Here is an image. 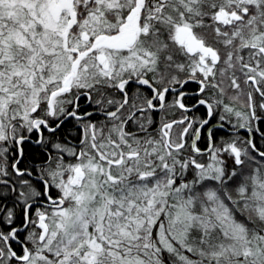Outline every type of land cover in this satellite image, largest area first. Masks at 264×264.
<instances>
[{
  "label": "snow or ice",
  "instance_id": "snow-or-ice-1",
  "mask_svg": "<svg viewBox=\"0 0 264 264\" xmlns=\"http://www.w3.org/2000/svg\"><path fill=\"white\" fill-rule=\"evenodd\" d=\"M261 124L264 0H0V264H264Z\"/></svg>",
  "mask_w": 264,
  "mask_h": 264
},
{
  "label": "trees",
  "instance_id": "trees-1",
  "mask_svg": "<svg viewBox=\"0 0 264 264\" xmlns=\"http://www.w3.org/2000/svg\"><path fill=\"white\" fill-rule=\"evenodd\" d=\"M201 112H203V109H201ZM178 115L179 114L177 113V117H178ZM168 118L172 119L174 117H172L171 114H168ZM69 127H71V125ZM260 128H261V131H264V124H261ZM73 133H75V129H73ZM256 139L259 141V134L258 133L256 134ZM259 143L264 144V141H259ZM31 151H32V149L30 147L25 148L26 154L30 153ZM34 162L39 163V157H37L36 161H33L31 155H29L28 161H26V163L30 166Z\"/></svg>",
  "mask_w": 264,
  "mask_h": 264
}]
</instances>
